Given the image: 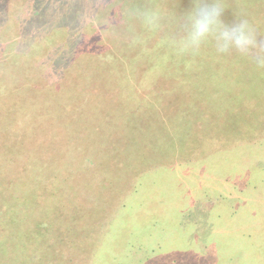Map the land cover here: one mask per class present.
<instances>
[{"label": "rangeland", "instance_id": "obj_1", "mask_svg": "<svg viewBox=\"0 0 264 264\" xmlns=\"http://www.w3.org/2000/svg\"><path fill=\"white\" fill-rule=\"evenodd\" d=\"M107 1L0 0V61H22L17 54L15 57V50L24 52V40L29 46L40 41L31 53L50 57L52 40L42 39L41 30L49 26L50 33L57 31L56 18L77 9L87 17V30L94 31L101 25L100 15L111 12ZM141 2L132 0L129 7ZM241 2L245 4L242 9H233L225 21L231 23L237 13H245L264 38V0ZM182 9L180 0L173 10ZM118 16L116 13L115 18ZM120 20L124 22L122 16ZM4 22H14L18 31ZM91 33L88 31L94 36ZM101 36L107 38L105 33ZM68 41L69 46L57 56L72 52L70 45H82L86 39L77 31ZM148 41L141 36L117 51L145 54ZM104 44L97 51L106 52ZM187 58L177 83L163 93L160 119L154 113L142 119L144 108L138 111L137 125L126 113L105 119V123L112 122L109 132L103 134L107 140L117 137V145L121 139L118 123H127L138 130L127 133L129 142L137 140L138 146L133 143L131 151L130 144L120 148L116 171L102 177L105 196L99 208L93 209L92 201L83 200L93 210L92 228L65 240L59 235L62 250L54 257L59 264H264V70H256L235 53L217 57L212 44L201 55ZM99 81L88 110L100 108L101 100L108 98L128 102L129 77L101 75ZM174 88L183 94V101L179 96L172 100ZM121 110L114 106L116 114ZM161 130L167 137H161ZM103 142L102 138L98 145ZM156 142L168 146L161 152ZM111 155H100L101 160ZM119 169L123 172L118 175ZM109 177L116 181L106 185ZM28 232L39 237L34 226Z\"/></svg>", "mask_w": 264, "mask_h": 264}, {"label": "trees", "instance_id": "obj_2", "mask_svg": "<svg viewBox=\"0 0 264 264\" xmlns=\"http://www.w3.org/2000/svg\"><path fill=\"white\" fill-rule=\"evenodd\" d=\"M131 1L108 0L105 5L111 12L100 15L101 25H96L94 31L87 30L84 21L87 17L82 10L63 13L56 18L57 31L52 29L50 33L49 26L46 31L41 30L42 39L47 36L52 40L50 57L31 53L40 41L29 46L24 40V52L15 50V57L17 54L22 61H0L4 65H0V250L6 251L2 252L1 264H33L38 259L44 264H59L54 257L62 250L60 237L74 238L92 228L89 219L93 210L86 208L83 200L92 201L93 209L99 208L97 205L105 196L101 190L105 187L102 177L116 171L120 148L130 144L131 151L134 144L138 146L137 140L129 142L127 137L129 131L137 133L138 130L126 126L127 123H118L117 136L121 139L117 145V137L107 140L103 134L109 132L112 122L105 123V119L126 113L137 125L138 111L142 108V119L150 113L158 119L162 116L163 93L177 83V77L182 75L179 72L189 60L175 56L162 43V35L144 32L139 26L137 34L149 40L147 52L132 56L117 51L124 43L132 42L120 20ZM179 1L142 0L141 5L159 4L173 9ZM181 1L184 10L177 11V15L191 8L193 3V0ZM243 2L226 0L225 15L233 9L238 12L245 5ZM116 13L118 18H115ZM16 25L13 22L9 27L18 31ZM77 31L86 39L83 46L75 42L70 45L72 52L57 56L56 53L69 46V36ZM88 31L94 36H89ZM53 32L60 40L55 39ZM102 33L107 34V38H103ZM104 43H107V51H97L98 45ZM8 45L2 47L3 52ZM101 75L129 77L127 103L108 98L101 100L100 108L88 110L93 103L91 95L98 93ZM173 91L174 102L176 96L184 100L180 91L176 92V88ZM114 106L125 112L121 110L116 114ZM135 113H138L136 118ZM160 134L167 137L162 130ZM102 138L104 142L99 146ZM155 146L162 152L161 148L168 143L161 146L156 142ZM107 153L113 155L101 160L100 155ZM121 172L117 170L118 175ZM115 181L109 177L106 185ZM33 226L39 229L37 238L28 232ZM20 252H24L21 257Z\"/></svg>", "mask_w": 264, "mask_h": 264}, {"label": "clouds", "instance_id": "obj_3", "mask_svg": "<svg viewBox=\"0 0 264 264\" xmlns=\"http://www.w3.org/2000/svg\"><path fill=\"white\" fill-rule=\"evenodd\" d=\"M226 0H193L191 8L177 13L163 5H135L122 12L132 42L144 32L162 35V43L177 57H197L212 44L217 57L233 53L245 58L256 70H264V38L245 13L225 21Z\"/></svg>", "mask_w": 264, "mask_h": 264}]
</instances>
